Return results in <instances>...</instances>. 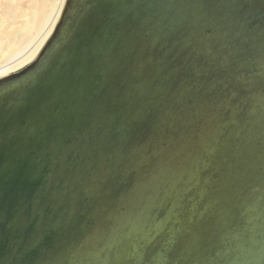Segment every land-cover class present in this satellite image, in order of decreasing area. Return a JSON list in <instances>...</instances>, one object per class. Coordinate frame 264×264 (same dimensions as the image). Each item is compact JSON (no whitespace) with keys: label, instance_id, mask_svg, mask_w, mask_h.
<instances>
[{"label":"water","instance_id":"95a60500","mask_svg":"<svg viewBox=\"0 0 264 264\" xmlns=\"http://www.w3.org/2000/svg\"><path fill=\"white\" fill-rule=\"evenodd\" d=\"M213 3L211 19L202 0H130L128 10L145 14L157 27L203 19V38L216 42L227 38L215 20L227 17L229 0ZM93 6V0H67L36 59L0 79L5 119L0 199L5 213L35 199L48 187L43 181L54 174L62 177L66 165L73 164L74 185L102 184L110 199L60 241L55 264H139L144 247L153 241L160 242L153 264H264V38L254 37L253 54L240 62L238 80L247 85L242 91L229 89L214 114L196 113L167 141L153 142L149 136L128 152L122 165L101 143L106 137L118 143L119 129L98 125L90 136L87 131L83 137L65 132L50 151L37 155L40 185L16 170V130L26 136L38 130L29 123L38 100L54 107L56 87L77 53ZM49 135H56L54 128ZM63 187H68L67 179ZM33 219L39 229L43 212L34 208ZM3 264H13L12 253L5 252Z\"/></svg>","mask_w":264,"mask_h":264},{"label":"snow or ice","instance_id":"6c2138e0","mask_svg":"<svg viewBox=\"0 0 264 264\" xmlns=\"http://www.w3.org/2000/svg\"><path fill=\"white\" fill-rule=\"evenodd\" d=\"M129 2L93 0L81 44L56 87L54 107L38 100L29 117L38 130L27 136L16 130L15 168L39 185L36 157L43 150L50 151L65 132L83 137L86 131L90 136L94 126L118 128V143L111 144L107 137L101 143L122 165L128 152L149 136L153 142L167 141L196 113L214 114L229 89L242 91L247 86L238 80L239 66L253 54V38H264L261 0H229L227 17L215 20L227 38L216 42L203 38V19L172 28L157 27L146 21L145 14L128 10ZM202 5L211 19L213 0H202ZM4 128L0 110V178L4 174ZM53 128L55 136L49 135ZM118 167L114 172L117 180ZM74 174L75 166L66 165L62 177L54 174L50 181H43L48 187L39 196L7 214L0 199V264L6 251L13 254V264H55L60 241L77 232L87 216L107 206L110 195L104 185H74ZM34 208L43 212L39 229ZM180 218H184L182 211ZM37 239L33 247L32 241ZM159 247V241L146 245L139 264H153Z\"/></svg>","mask_w":264,"mask_h":264},{"label":"bare ground","instance_id":"6f19581e","mask_svg":"<svg viewBox=\"0 0 264 264\" xmlns=\"http://www.w3.org/2000/svg\"><path fill=\"white\" fill-rule=\"evenodd\" d=\"M47 1H49V4L46 9L42 11L39 20H37L35 16V0H25L23 3H20L23 9L20 17L25 18V21L20 23L19 29L14 36V43L12 44L11 48L15 50L13 53L14 56L17 55V59H15V61L11 64L0 68V76L6 75L8 72L17 70L29 63L33 58L36 57V54L48 39L53 30L55 22L58 19L65 0ZM30 11L32 12L31 15ZM29 16L32 17V20L29 18ZM25 44H27L26 47L23 46Z\"/></svg>","mask_w":264,"mask_h":264},{"label":"rangeland","instance_id":"374dc122","mask_svg":"<svg viewBox=\"0 0 264 264\" xmlns=\"http://www.w3.org/2000/svg\"><path fill=\"white\" fill-rule=\"evenodd\" d=\"M24 1L25 0H0V48H1L0 49V68H3L5 66L11 64L12 62L15 61V59H17V55L14 56V53H13L15 50L11 49V48H12V44L14 43V36L19 29L20 23H23L25 21V18L20 17L21 12L23 11L20 3H23ZM66 2H67V0H65V2H64V5L61 9V12L58 16L57 21L55 22V25L53 27L51 34L49 35L48 39L43 44V46L41 47L39 52L36 54V57L40 54L41 50L44 48V46L46 45V43L48 42V40L52 36L60 18H61V15H62V12L64 10V6H65ZM48 4H49V1H47V0H35L34 8L36 9V15L35 16H36L37 20L40 19V15H41L42 11L46 9ZM31 14H32V12L30 11V15ZM29 18L32 20V17L29 16ZM27 44H25L23 46L26 47ZM36 57L33 58L29 63H27L23 67H21L17 70L8 72L6 75L0 76V79L4 78L6 76H9L13 73H16V72L22 70L23 68L27 67L29 64H31L36 59Z\"/></svg>","mask_w":264,"mask_h":264}]
</instances>
